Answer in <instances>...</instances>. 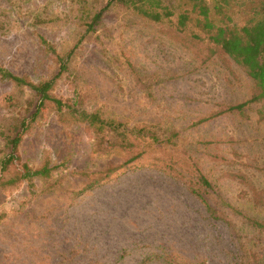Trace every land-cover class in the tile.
<instances>
[{"label":"rangeland","instance_id":"obj_1","mask_svg":"<svg viewBox=\"0 0 264 264\" xmlns=\"http://www.w3.org/2000/svg\"><path fill=\"white\" fill-rule=\"evenodd\" d=\"M203 1L214 27L264 2L225 0L222 14ZM193 5L144 6L154 22L115 0H0V66L38 84L70 53L50 96L122 125L99 130L46 101L0 172V264H264V100L227 111L254 82ZM36 103L0 78V162L2 134ZM45 164L47 177L18 179Z\"/></svg>","mask_w":264,"mask_h":264},{"label":"trees","instance_id":"obj_2","mask_svg":"<svg viewBox=\"0 0 264 264\" xmlns=\"http://www.w3.org/2000/svg\"><path fill=\"white\" fill-rule=\"evenodd\" d=\"M118 5L125 6L126 8H133L139 12L143 17L150 19L154 22H158L161 18L159 13H149L144 9V6H157L160 7L161 0H115ZM194 7L198 8L199 15L203 18L206 27H214L210 24L209 15L211 8L208 7L203 0H192ZM227 4L225 0H220L214 5L216 12H222V7ZM101 12L95 14L90 23L87 24L86 30L93 31L95 24L101 16ZM224 19L220 25L214 27L216 33L212 34L210 40L218 45L223 52L254 82V92L251 97L242 103L230 106L227 108L228 112L241 113L242 110L251 104L258 103L264 100V2L259 7V10L246 22H234L227 14H223ZM179 24L184 25L187 18L182 13L179 16ZM70 53L67 56H58V72L55 77L49 80H43L38 84H33L23 77L16 76L10 71L0 66V78L4 81H9L17 88L27 87L32 92L37 103L35 111L30 116H23L16 119V123L12 128L2 134L4 138V145L7 147L8 152L0 162V172L4 173L9 166L15 161H18L17 149L21 142L25 129L32 123V120L39 114L41 108L46 101H50L53 108L57 112H62L65 107L67 112L74 114L77 119L89 122L90 125H96L99 130H108L110 133L118 131L122 126L120 123L101 119L97 114H88L84 111L76 109L71 101H62L51 97L49 92L54 84L56 78H58L67 69ZM3 103L7 106L14 107L17 104V99L13 94H6L2 98ZM134 157L131 158L133 160ZM50 173L48 164L43 167L32 170L27 165H22V173L18 177L19 180H24L31 184L35 177H47ZM198 182L200 185L210 187L209 183L202 175L198 176ZM4 186L0 178V187ZM209 211H212L207 207ZM257 225V223H254Z\"/></svg>","mask_w":264,"mask_h":264}]
</instances>
